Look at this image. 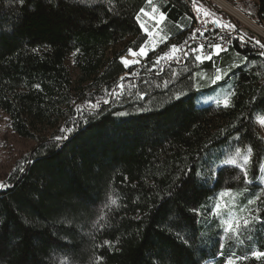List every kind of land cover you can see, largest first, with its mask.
Here are the masks:
<instances>
[{"label": "trees", "instance_id": "obj_1", "mask_svg": "<svg viewBox=\"0 0 264 264\" xmlns=\"http://www.w3.org/2000/svg\"><path fill=\"white\" fill-rule=\"evenodd\" d=\"M146 2L0 0V110L35 141L0 183V264H264V52L231 38L201 63L190 51L163 71L124 67ZM247 2L264 19V0ZM158 6L172 39L145 61L196 19L190 0ZM214 69L232 82L227 103L194 107L195 73ZM226 191L238 234L212 214Z\"/></svg>", "mask_w": 264, "mask_h": 264}, {"label": "rangeland", "instance_id": "obj_2", "mask_svg": "<svg viewBox=\"0 0 264 264\" xmlns=\"http://www.w3.org/2000/svg\"><path fill=\"white\" fill-rule=\"evenodd\" d=\"M160 0H147L144 8H142L138 15L137 21L144 34V42L137 50H128L120 57V62L124 67H129L134 64H138L139 61L146 59L148 53L155 51L159 45L170 42L171 35L168 30V25L165 22V15L161 12L158 6ZM207 5H214L217 10L209 8L207 5H200L195 0H190L192 12L195 14L197 23L216 22L224 31H229L231 28L224 27V25L235 26L231 19L238 22L240 28L246 29L248 33H245L241 38L254 46H258L262 52H264V19H257L252 16V12L249 9V14L245 13L249 4L247 0H205ZM205 12L211 13V15H205ZM224 13L226 17L223 16ZM163 14V16H161ZM193 19V18H192ZM194 21V19H193ZM259 42V43H258ZM143 49V54L141 50ZM179 49H174L168 56L177 55ZM218 49L213 48L207 57L211 55L219 54ZM127 59V60H126ZM207 58L206 60H208ZM127 61V62H125ZM202 59L196 60L197 63H201ZM69 69L75 76V72L72 69L70 62L68 63ZM227 70L214 69L211 73L206 74L204 71H197L195 73L196 79V93L192 99L194 107H202L215 102H221L225 104L228 101L232 82L226 79ZM217 75H221V79L215 83L212 81ZM215 84V85H214ZM213 85V86H211ZM132 86L120 88V95L130 96L132 93ZM137 96L134 92L133 98ZM264 115L255 116V123L259 129L262 137L264 138ZM35 141L33 139L21 138L13 132L11 129L8 116L0 110V183L4 182L6 178L16 169L20 168L23 164L24 156L33 148ZM259 182L264 186V162L261 167L259 175ZM225 193V192H223ZM220 193L215 199V206L212 214L218 216L224 228H226L225 221H234L236 212L230 207L235 205L231 202V206L228 205ZM219 205V207H217Z\"/></svg>", "mask_w": 264, "mask_h": 264}, {"label": "built area", "instance_id": "obj_3", "mask_svg": "<svg viewBox=\"0 0 264 264\" xmlns=\"http://www.w3.org/2000/svg\"><path fill=\"white\" fill-rule=\"evenodd\" d=\"M248 33L246 29L238 26H233L231 30L224 31L217 23H197L195 22L188 31V37L181 43L174 44L179 49L177 55L169 57L170 52L174 51L173 46L153 56L148 61H139L138 64H134L139 67L141 65L146 66L147 64L158 65L159 71H163L165 66H182L185 64L189 52L192 51L195 55V59L200 57L203 61L206 60L210 51L213 49L212 45H220L223 50L218 49L220 52L226 51L229 41L231 38H237L244 43H249L241 38L242 35ZM211 34L214 38H211ZM226 36V37H224ZM203 45V48L201 46ZM175 48V49H176ZM133 66V65H132Z\"/></svg>", "mask_w": 264, "mask_h": 264}, {"label": "snow or ice", "instance_id": "obj_4", "mask_svg": "<svg viewBox=\"0 0 264 264\" xmlns=\"http://www.w3.org/2000/svg\"><path fill=\"white\" fill-rule=\"evenodd\" d=\"M149 2H151V0H149ZM205 15H211V13L205 12ZM161 16H163V14H161ZM213 22L216 23L218 21H213ZM224 27L232 28L233 26L229 24V25H224ZM176 47L177 46H175V45L173 46L174 49ZM212 47L215 48V49L223 50L220 45H212ZM201 48H203V45L201 46ZM141 53L143 54V49L141 50ZM205 58H210V57H205ZM197 59H201V58L197 57ZM125 62H127V61H125ZM221 78H222L221 75H217L212 82L215 83L217 80H220ZM225 103H227V102H225ZM261 123H264V121H261ZM247 162H248V157H245V163H247ZM245 176H247V171L246 170H245ZM0 186H2V185H0ZM229 194H230V192L226 191L225 193H222V196L229 195ZM252 202L254 203V201H252ZM112 203L115 204L116 203L115 200H113ZM217 207H219V205ZM101 219H103V217H101ZM225 224H226L225 231H227L229 233H232V234H238L239 231L241 230V227H242L241 222H240L239 219H237L235 221L226 220ZM247 226H248V221L245 219L243 221V227H247ZM253 255L256 256L257 258H259L261 256H264V253L254 252ZM236 259L237 260L238 259H247V257H241V258H236ZM227 264H236V261L232 260V259H229L227 261Z\"/></svg>", "mask_w": 264, "mask_h": 264}, {"label": "bare ground", "instance_id": "obj_5", "mask_svg": "<svg viewBox=\"0 0 264 264\" xmlns=\"http://www.w3.org/2000/svg\"><path fill=\"white\" fill-rule=\"evenodd\" d=\"M127 60V59H126Z\"/></svg>", "mask_w": 264, "mask_h": 264}]
</instances>
